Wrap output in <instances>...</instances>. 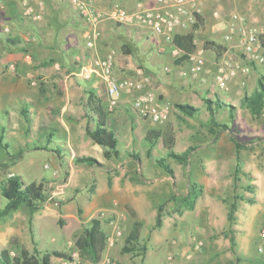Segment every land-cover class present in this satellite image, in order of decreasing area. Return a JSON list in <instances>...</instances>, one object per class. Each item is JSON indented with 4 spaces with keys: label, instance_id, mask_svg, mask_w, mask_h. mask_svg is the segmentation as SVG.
I'll return each instance as SVG.
<instances>
[{
    "label": "rangeland",
    "instance_id": "374dc122",
    "mask_svg": "<svg viewBox=\"0 0 264 264\" xmlns=\"http://www.w3.org/2000/svg\"><path fill=\"white\" fill-rule=\"evenodd\" d=\"M143 1L109 0L104 5L132 9L137 3L144 4ZM206 1L207 9L200 8L198 13L202 23L194 33L195 50L202 48L206 60L205 71L198 78L182 74L188 70V60L175 64L180 56L166 53L167 47L161 40L151 39L140 28L111 23V49L107 53L111 51L116 57L115 80L119 83L133 79L136 68H141L150 81L143 91L120 90L117 106L111 113L119 155L106 160L103 149L83 133L88 122L90 127L94 126L85 104L89 90L95 89L103 106L107 105L103 81L97 76L78 77L81 83H88L83 85L80 96L86 124L80 125L77 118L68 120L64 114L62 122L75 129L70 139L64 125L54 120L55 116L46 135L35 133L38 108L28 113L29 106L33 102L40 104L42 97L50 105L61 101L59 78L72 69L80 70L86 52L77 59L63 56L53 70L49 69L51 65L44 67L42 63L51 60L40 48L45 36L50 38L48 28L43 25V12L42 18L35 21L24 16L21 0H0V132L3 130V143L7 145V148L0 145V208L6 203L1 185L10 175L21 177L38 208L31 216L28 208L21 205L0 219V251L11 247L10 238L15 236L37 256L40 264H86L79 257L75 240L90 220L97 217L107 235L100 264H211L206 260L210 251L223 257L230 254L231 262L238 263V253L229 249V237L242 236L237 232L249 226L245 215L264 211V113L252 115L243 102L259 89L264 75V0ZM215 11L217 17L213 15ZM232 14L242 15L246 25L256 29L262 62H255L243 53L236 35L224 41L233 21ZM98 41L99 38L93 48L85 45L84 49L92 51ZM207 41L225 47L220 60L214 50L204 49ZM124 44L129 47L127 55L121 50ZM27 50L32 52L27 54ZM218 60L239 68L227 89L212 81ZM40 69L53 81L46 83ZM145 90H151L164 105L165 120L154 122L135 110L134 100ZM121 97L125 98L124 102ZM179 105H188L193 112L187 114ZM222 124H227L228 130H222ZM150 130L162 133L154 144L148 140ZM231 135L244 144L238 158ZM165 138L169 144L172 140L176 154L188 152L185 161L167 156ZM43 146L45 150L36 149ZM19 152L22 158L11 164L14 160L11 157ZM84 157L95 163L91 166L78 163L77 159ZM160 158H166L173 177L157 164ZM248 185L253 186L252 192L243 189ZM193 186L196 196L192 195ZM188 196L194 197L190 199L194 201L192 209L183 202ZM238 197L254 199V203ZM231 203L236 204L237 210L230 227L224 214ZM159 206L162 225L155 228ZM134 220L142 222L139 246L146 247L143 255L121 253ZM263 224L264 219L259 225L255 223L258 232ZM54 252L65 253L72 261L58 259ZM11 255H17V251L11 249ZM257 263L264 264L260 255Z\"/></svg>",
    "mask_w": 264,
    "mask_h": 264
},
{
    "label": "built area",
    "instance_id": "2783aa9c",
    "mask_svg": "<svg viewBox=\"0 0 264 264\" xmlns=\"http://www.w3.org/2000/svg\"><path fill=\"white\" fill-rule=\"evenodd\" d=\"M21 0L20 4L24 16L32 20L39 21L42 18L44 4L42 1ZM58 3H67L78 13L80 18L91 26V37L86 41L87 48H93L100 33L97 29L99 23L110 21L122 26H133L145 30L154 40H163L170 46V54L181 56L183 52L174 46L173 40L178 31H188L196 21L195 13H199L200 0H152L151 5L137 3L132 9L115 5L105 11L94 9L92 0H55ZM215 17L217 12L213 13ZM233 21L230 23V31L224 35V41H229L236 35L241 45L243 53L255 62H262L261 42L256 29L250 28L245 23V17L239 14H232ZM194 44L196 42L194 40ZM223 56V55H222ZM222 58V57H221ZM220 58V59H221ZM219 59V60H220ZM216 63L217 69L212 77V81L220 88L227 89L230 81L239 73L237 65ZM188 70L182 72L193 78L201 77L205 71L204 50L196 49L188 56ZM116 57L113 52L107 53L103 57L91 58L88 63H82L77 76L89 78L91 75L97 76L103 81L107 95V105L105 110L114 112L117 106V97L120 90L141 91L150 80L141 68H136V77L124 79L117 82L113 76ZM205 81L204 78H201ZM143 91V90H142ZM134 108L141 115L149 117L152 121H163L167 118L164 105L159 98L151 91L145 90L137 95L134 100ZM259 242L256 246L258 255L264 259V224L258 232Z\"/></svg>",
    "mask_w": 264,
    "mask_h": 264
},
{
    "label": "trees",
    "instance_id": "16d2710c",
    "mask_svg": "<svg viewBox=\"0 0 264 264\" xmlns=\"http://www.w3.org/2000/svg\"><path fill=\"white\" fill-rule=\"evenodd\" d=\"M196 21L193 24L192 30L182 34H176L174 36L173 44L179 50L183 52V54L175 60L176 64H180L186 60H188V56L195 51L194 44V32L198 29L199 25L202 23V19L199 14L195 13ZM204 49H212L214 50L218 59L222 57L224 52L226 51L225 47L217 44L212 41H207L204 43ZM121 50L123 54H129V47L127 45H122ZM21 51L25 52V50L21 49ZM243 102L249 108L250 112L254 116H261L264 113V75L261 77L259 81V89L254 91L251 95L246 96L243 99ZM208 106L211 104V101H207ZM219 106V104H216ZM87 107L89 108V113H91L92 117L90 120L94 122V126L90 127L89 122L85 127L86 136L92 140L95 144L99 145L103 149V157L106 160H111L112 158H116L119 155V150L117 148L118 140L115 135V125L114 118H112L111 113L105 110L103 106L102 100L98 98L94 90H89L88 92V100ZM179 109L187 114H191L193 112V108L188 105H179ZM27 113V110H24V113ZM233 117V114H230ZM94 117V118H93ZM49 123L39 122L37 125L36 133L44 131L45 135L49 130ZM222 130H228L227 124L220 125ZM162 133L158 130H150L148 135L150 138L148 140L154 144L155 140H157ZM50 136V134H48ZM3 130L0 132V145L7 148V145L3 143ZM168 139L163 140L164 147L167 149V156L171 157L178 161H185L188 152H184L183 154H176L172 150V140L170 139V144L167 143ZM231 141L235 146L236 157L238 158V154L241 149H243L244 144L241 143L234 135H231ZM37 150H45V146L37 147ZM14 160L11 164H14L17 160L22 158V153L19 152L15 156H12ZM78 163H86L91 166L95 163V160L91 158H78ZM157 164L164 169L170 177H173L172 168L166 163V158H160L157 161ZM239 171V168L236 169V173ZM236 176V175H235ZM237 177V176H236ZM192 195L196 196L195 186L192 188ZM195 189V190H194ZM247 192L253 191V186L248 185L243 188ZM1 194L5 198V205L0 208V219L10 215L11 213L17 211L21 205H24L28 208L31 216L38 209L37 206L32 202L31 197L29 195V191L24 187L23 181L21 177L18 175H10L1 185ZM194 198V197H192ZM186 198L183 202L184 205L188 208L192 209L194 201ZM242 200H247L249 203H254V199H245L244 197H238ZM237 210L236 204L231 203L227 210L226 219L228 224L231 225L235 221L234 214ZM162 208L159 206L157 208V213L155 216V228H159L162 225ZM132 217L135 218L136 215L134 212L131 213ZM32 218V217H31ZM31 218L29 221L30 232L33 239V231L31 228ZM62 222H60L61 224ZM142 229V222L139 220H134L131 230L128 235L124 239V244L121 248V253L123 254H134V255H143L145 254L146 247L139 246V238L140 232ZM231 229V228H230ZM230 246H234V238L229 237ZM9 244L11 247L4 248L0 251V264H40L39 259L34 254H31L29 250L19 242L18 238L13 236L10 238ZM107 246V235L105 231L102 229L101 220L99 218H92L90 220L89 226L76 238L75 247L78 251L79 257L81 260L85 261L86 264H100L102 261L103 254L105 252ZM11 249H15L17 251V255H11ZM54 257L66 261H72V257L61 252H54ZM228 264H234L233 262H229Z\"/></svg>",
    "mask_w": 264,
    "mask_h": 264
},
{
    "label": "crops",
    "instance_id": "0c3cea01",
    "mask_svg": "<svg viewBox=\"0 0 264 264\" xmlns=\"http://www.w3.org/2000/svg\"><path fill=\"white\" fill-rule=\"evenodd\" d=\"M42 1L44 4L43 9V25L47 30L50 32V38L48 39L45 36V40L42 41L40 44V48L43 49L47 53L50 62H43L42 65L44 67L50 66V70L55 69L58 67V61L65 56V59L69 58H76L84 52V60L83 63H86L94 56L100 55L104 56L105 53L108 52L111 46V38H110V30H112V22L110 21H103L98 25V30L100 32L99 41L97 42L96 49L94 48L92 51L85 50V42L91 37V26L90 24L83 21L78 13L67 3H58L55 0H39ZM109 2V0H92V4L94 9L97 11H105L108 7L104 4ZM144 5L148 6L152 4V0H144ZM206 0L199 1V9L201 8L203 11L207 9L206 7ZM112 26V27H111ZM192 28L188 31H178L179 34L186 33L191 31ZM45 32V30H44ZM197 30L194 32L196 33ZM49 34V33H47ZM162 44L166 46V53L170 55L169 45L166 44L163 40H161ZM56 43V46H55ZM164 48V47H163ZM163 48L161 50H163ZM111 49V48H110ZM114 50V49H113ZM168 50V51H167ZM64 51V52H62ZM31 51L27 50V54L31 53ZM205 52V51H204ZM28 58L29 55H28ZM47 60V61H49ZM176 60V59H175ZM175 63V61H174ZM176 64V63H175ZM62 65V64H61ZM54 66V67H52ZM42 71V75H44V80L46 83L53 81L52 77L48 80L50 75H46V71L44 69H40ZM78 71L77 69H72V71L62 77L59 78L60 87H58V94L61 96V101H55V104L50 105L49 102L46 100L45 97H42L40 104L38 102H33L29 107L28 113L34 112L37 109V125L41 122L49 123L53 120L60 122L67 132V137L70 139L71 134L74 135L75 129L71 126H66L61 117L66 114L68 115V120H75L76 118L80 125L83 126L86 124V119H84V112L81 110L82 101L80 96L82 95L81 91L84 87L83 85H88V83L80 82V78H78ZM40 73V72H39ZM74 77H69V76ZM86 87V86H85ZM64 88V89H63ZM95 92H97L94 89ZM121 101L124 102L125 98L121 97ZM84 103V101H83ZM87 104V101L85 102ZM84 106V105H83ZM36 107V108H35ZM34 109V110H33ZM86 111V110H85ZM86 127V126H85ZM84 127V128H85ZM50 129V127H49ZM37 130V126L36 129ZM49 131V130H48ZM47 131V132H48ZM80 131V130H79ZM78 131V132H79ZM36 133V132H35ZM39 133V132H38ZM43 136L45 135L44 131L41 132ZM85 133V131L83 132ZM80 138V137H79ZM264 209V207H263ZM227 210L224 214V220H226ZM245 221L249 224V226L244 227V230H238L237 234H242V236L234 237V246L231 247L229 243V249L236 252V258L238 263L234 264H258L257 260L259 259V255L256 250V237L257 242L258 239V230L255 227V223L257 225L264 219V211L259 212L258 215H245ZM245 231V232H243ZM113 236V232L111 234ZM231 247V248H230ZM242 255V256H240ZM206 260L210 261L211 264H228L232 261L230 254H227L225 257L223 255L218 254L217 252H209L207 254ZM176 264H182L181 262H177ZM198 264V263H197ZM261 264V263H259Z\"/></svg>",
    "mask_w": 264,
    "mask_h": 264
}]
</instances>
